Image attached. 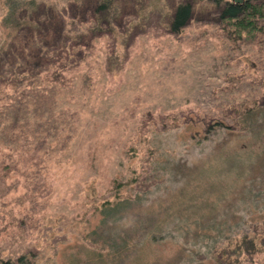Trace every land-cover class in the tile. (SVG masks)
Returning <instances> with one entry per match:
<instances>
[{
	"label": "rangeland",
	"instance_id": "374dc122",
	"mask_svg": "<svg viewBox=\"0 0 264 264\" xmlns=\"http://www.w3.org/2000/svg\"><path fill=\"white\" fill-rule=\"evenodd\" d=\"M188 1L195 15L175 34L169 21L184 0H114L110 15L99 16L102 29L77 41L75 66L57 82L42 77L61 67L59 58L31 68L9 92L6 84L23 68L7 55L0 61V162L45 138L41 165L0 182L1 259L229 264L197 251L198 236L216 233L209 222L225 223L222 236L246 226L264 237V116L252 118L255 131L240 130L234 119L235 107L264 97V23L245 42L214 22L208 1ZM7 32L0 19L4 48ZM214 120L232 129L207 133ZM135 176L130 194L145 199L118 214L113 241L86 240L85 222H98L94 200L99 206L115 181ZM39 178L49 189H34ZM227 249L234 264H264L261 255Z\"/></svg>",
	"mask_w": 264,
	"mask_h": 264
},
{
	"label": "trees",
	"instance_id": "16d2710c",
	"mask_svg": "<svg viewBox=\"0 0 264 264\" xmlns=\"http://www.w3.org/2000/svg\"><path fill=\"white\" fill-rule=\"evenodd\" d=\"M206 1L209 2L208 7L210 10L208 12L215 16L214 22L216 24H224L225 30H228L235 38L251 42L262 29V26L259 24L260 22L264 23V0ZM90 3H95V5L91 7ZM113 4L114 0H0V6L3 9L0 19L2 26L5 30H8L6 38L10 40L5 48L3 45L5 39H2L0 42V61L5 60L4 57L7 55L13 63L17 64L18 68H23V71L19 75L12 77L6 84L9 87L7 88L9 92L16 88V85L18 86L20 81L25 79V76L30 75L28 71L31 68L43 69V64L46 61L59 58L62 60L61 67L52 73H49L50 71L47 70L48 74L42 77L49 81L57 82V75L63 76L64 74L62 73L68 72L75 66V44L78 43L77 41L82 42L81 39L87 37L91 39L92 36L96 35V32L102 29L101 22L103 21V17L99 16L100 14L109 16L110 12L113 11ZM88 9L91 10V13L88 12ZM205 9L207 10V8ZM200 14L204 15L205 12L201 11ZM194 15V6L188 0H184L173 12L168 29L172 33H179ZM93 18L96 19L93 26L85 25V27H81L77 24L78 21L86 23ZM15 33L20 34L17 43L12 42ZM51 66L56 65H50L48 69ZM59 80L62 83L63 77ZM2 84L0 85V90L3 88L1 87ZM1 96L2 99L4 96L7 98L5 92ZM234 111L237 115L234 119L240 130L248 131L252 126L253 130L252 127L251 130L255 131L254 127L256 125L251 124L253 123L252 118L257 120L262 119L260 117L264 116V97L261 104H258L257 101L246 102L235 107ZM246 123L251 125L247 126ZM209 128L206 130L207 133H213L215 130L224 128L232 129L230 125L220 120H214ZM44 140L45 138L24 155L11 156L1 160V185H4L8 173L15 172L18 178H21L28 173L30 168L43 163L39 152L43 148ZM133 174H135V171ZM138 180L139 178L135 176L126 182L115 181L109 189L108 195L102 196L103 201L99 206L95 204L97 199L94 200L91 218H98V222L95 226H91L88 220L85 222L84 227L86 232L84 238L86 240H88V236H91L92 244H96V241L100 242V239H103L104 242L113 241V227H115L118 214L127 213L131 206L135 205V203H142L141 201L145 199L144 195L140 196L137 194L133 197L130 194V191L133 190L132 186ZM18 182L17 179L16 184ZM13 183H15V180ZM46 188L48 187H45L44 180L41 178L34 185V189L39 192ZM36 205L37 203L34 201L33 207ZM109 219L111 221L108 222ZM224 224L221 227H224ZM245 224L248 223L245 221ZM219 225L220 223H216L215 220L209 222V226L215 229L216 233H204L198 236L199 238L196 237L198 238L197 241L202 242L196 245L198 246V252L203 247L206 253H217L220 258H228L229 264H234L235 261L233 260L234 256L228 254V247H235L232 250L236 254L235 257H242L247 254L264 257V237L260 238L261 234L258 235L256 231L253 233L250 230L246 231L247 228L245 226L241 230V235L234 237L231 229H228L227 232L229 230L230 232L222 236L224 232L221 227H218ZM260 227L264 230V219L260 222ZM157 237L161 239L165 238L163 235H158ZM173 238H176V236H173ZM220 240H223V242L220 243ZM111 248L113 249V253L119 251L118 247ZM190 258L193 260V257ZM0 264H26L25 256L19 255L15 259H11L10 257L6 259L0 258Z\"/></svg>",
	"mask_w": 264,
	"mask_h": 264
}]
</instances>
